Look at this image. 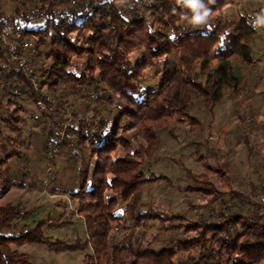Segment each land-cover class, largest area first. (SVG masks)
<instances>
[{
  "label": "trees",
  "instance_id": "16d2710c",
  "mask_svg": "<svg viewBox=\"0 0 264 264\" xmlns=\"http://www.w3.org/2000/svg\"><path fill=\"white\" fill-rule=\"evenodd\" d=\"M205 3L211 9L207 23L193 26L191 11L175 0H0V35L11 38L14 28H21L34 53L31 72L40 90L35 92L9 61L0 41V78L20 90L19 96L0 94L1 118L12 133L10 140L23 133L24 105L31 102V115L43 119L44 125L27 133V148L44 153L65 120L64 106L76 95L74 90L82 85L103 90L93 100L84 96L87 102L71 105L68 131L74 142L61 143L67 162L63 176L78 168L74 180L82 178L69 195L77 202L74 212L83 219L85 241L53 242L39 225L5 236L1 230L26 213L1 204L0 264H32L28 255L11 247L23 243H42L54 251L89 247L91 253L82 264H264V206L248 199L257 189L264 192V171L252 170L256 177L248 180L247 189L243 184L234 187L229 178L238 167L237 158L231 152L220 155L211 146L203 117L193 111L192 103L200 102L213 119L228 95H241L232 62L247 66L254 62L251 52L259 35L252 27L255 12L226 13L236 0ZM77 5H85L86 12ZM149 70L154 87L144 84ZM60 87L64 94L48 101L44 94ZM172 124L187 126L190 136L200 138L193 143V161L200 170L179 163L184 176L174 186L169 176L145 171L158 162L159 133H170ZM129 133L131 139L126 137ZM238 133L249 160L253 149L247 118L239 120ZM163 181L180 192L199 195V206L187 205L209 215L189 221L151 204L141 211L146 186ZM10 183L3 180L2 194L11 189ZM119 202L129 208L135 229L157 227L162 233L171 227L179 236L164 245L156 243L159 233L141 238L138 246L131 240L112 242V225H123L117 214Z\"/></svg>",
  "mask_w": 264,
  "mask_h": 264
},
{
  "label": "rangeland",
  "instance_id": "374dc122",
  "mask_svg": "<svg viewBox=\"0 0 264 264\" xmlns=\"http://www.w3.org/2000/svg\"><path fill=\"white\" fill-rule=\"evenodd\" d=\"M83 7L86 6L77 5L78 10ZM263 8V0H236V4L226 8L225 12L241 11L251 14L254 11L255 13H252L254 20L257 15L263 14ZM257 30L259 35L251 52L254 63L247 66L240 61L232 62L233 73L240 79L242 85L241 95L237 97L228 95L227 99L217 106L215 119L212 121L203 110L201 103L194 99L192 101L193 111L203 117L206 126L204 135L209 139L211 146L219 150L220 155L231 152L237 158L238 167L229 178L231 183L233 182L232 185L238 187L239 184H243L246 189L248 180L253 181L256 177L251 173L252 170L257 167L259 173L264 171V26H257ZM30 51L32 53L30 55L31 63L34 53L32 49ZM152 73L151 70L147 71L145 86L154 87L156 85ZM35 81L37 82L36 79ZM3 85V79H0V94L9 92V95L12 96L11 90L15 87H10L8 83L6 87ZM32 88L35 92H40L39 86L37 89L33 86ZM88 89L96 88L82 85L74 90L76 95L71 98V101L69 100V104H66L70 105V112L73 110L71 105L76 103V107H78V102L87 100L84 96L92 100L86 94ZM46 94L55 99L58 95L64 94V88L60 87L56 93H45L44 95L46 96ZM189 94V92L186 93V95ZM246 95L249 96V101L243 103L242 100ZM24 106L27 113L22 114L24 121L21 128L23 129L25 120L39 119L41 125L32 127L28 131L23 130L19 137H14V140L9 139L12 137V133L1 118L4 114L0 111V205L10 203L13 206H18L23 213H26L20 220L13 222L10 228L2 229L1 234L5 236L18 235L23 227L33 229L39 225L43 236L53 242L60 241L67 244H72L76 240L83 242L86 238L85 225L83 219L74 212L77 202L69 195L70 191L77 190L82 181V178L74 180L78 168L71 169V174L67 173L65 177L63 176L67 162L63 155L65 150L61 146L58 153L53 155L54 157L50 156L51 159H49L47 150L42 154L28 150L27 133L40 129L44 125V120L34 118L31 115L33 108L31 102H26ZM241 118H247L249 122L251 147L253 149V154L249 160L245 157L244 145L237 141L240 135L238 127ZM169 130L170 133L166 131L159 133L161 137L160 149L157 153L159 160L148 165L145 171L169 176L174 186L178 179L184 176L179 163L200 170V165L193 161V143L199 141L200 138L190 136L187 126L172 124ZM126 137L131 139L132 133L127 134ZM68 141H71L70 144H72L74 139ZM9 153L10 156L6 158ZM118 154H122L121 150ZM4 179H9L11 182V189L9 192L7 191V194L1 192ZM21 183L24 184V188L20 187L19 184ZM89 184L88 177V187ZM172 185L164 181L147 185L143 193L140 210H147L150 204L156 205L170 214H180L189 221H195L197 216L199 217L201 214L206 217L209 215V212L203 209L196 210L188 207L187 204L199 206L202 203V198L199 195L180 192L174 189ZM258 190L260 189H257L255 193ZM117 214L122 216L123 225L116 223L112 225L110 237L114 243H125L127 240H131L138 246L141 238L145 240L149 238L151 233H159L156 243L164 245L170 238L179 236L177 231V234L174 235L171 227H168L170 230L162 233L158 231L157 227H153L150 231H144L141 228L135 229L132 225L129 208L122 202L118 204ZM58 223L63 224L57 225ZM11 247L28 255L32 264H82L84 256L91 253L89 247L76 251H54L42 243L12 244ZM177 257V262H180L182 257L179 255Z\"/></svg>",
  "mask_w": 264,
  "mask_h": 264
},
{
  "label": "built area",
  "instance_id": "2783aa9c",
  "mask_svg": "<svg viewBox=\"0 0 264 264\" xmlns=\"http://www.w3.org/2000/svg\"><path fill=\"white\" fill-rule=\"evenodd\" d=\"M87 7L80 8V11L82 13L86 12ZM21 28L19 26H16L13 30L12 37L9 38L6 36V34H1L0 35V41L3 45V47L6 50V53L8 55L9 61L13 63L18 70H20L30 81L32 86L37 89V82L35 81L36 77L35 75L32 74L31 72V63H30V58H31V51H30V42L23 38L21 36ZM2 79V78H0ZM3 87L8 86L5 81H3ZM11 93L13 95H19L20 90L18 88H14L11 90ZM87 96L90 97V99H95L98 96L103 94L102 89H88L87 90ZM46 99L48 101H53L54 97L50 96L49 94H46ZM71 121V116H70V105L65 106V120L61 122L60 127L57 131V134L55 137L51 138L47 143H46V150L48 156H53L56 153H58L59 148L61 146V143L63 140H73V135L68 131V126ZM40 120L35 119V120H25L23 124V130H29L32 127L35 126H40ZM54 157V156H53ZM77 158V155L74 156ZM50 157L49 159H51ZM49 161V160H48ZM248 199L264 206V192L261 190H258V192L255 195H248Z\"/></svg>",
  "mask_w": 264,
  "mask_h": 264
},
{
  "label": "clouds",
  "instance_id": "9594fccd",
  "mask_svg": "<svg viewBox=\"0 0 264 264\" xmlns=\"http://www.w3.org/2000/svg\"><path fill=\"white\" fill-rule=\"evenodd\" d=\"M214 0H208V4ZM175 4L189 9L192 13L190 22L193 26H200L207 23L211 14V9L205 3V0H175ZM264 26V15H257L252 23V27Z\"/></svg>",
  "mask_w": 264,
  "mask_h": 264
},
{
  "label": "crops",
  "instance_id": "0c3cea01",
  "mask_svg": "<svg viewBox=\"0 0 264 264\" xmlns=\"http://www.w3.org/2000/svg\"><path fill=\"white\" fill-rule=\"evenodd\" d=\"M253 63H254V62H253ZM242 101H243V103H244V100H242ZM213 119H215V118H213ZM213 119H211V121H212ZM211 121H210V122H211ZM8 192H9V191H8ZM8 192H7V193H8ZM7 193H6V194H7Z\"/></svg>",
  "mask_w": 264,
  "mask_h": 264
}]
</instances>
